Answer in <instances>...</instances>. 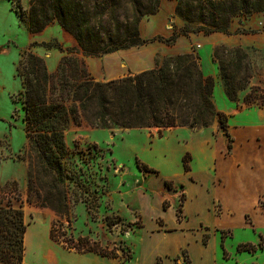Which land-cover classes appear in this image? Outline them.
Segmentation results:
<instances>
[{
    "label": "rangeland",
    "instance_id": "rangeland-1",
    "mask_svg": "<svg viewBox=\"0 0 264 264\" xmlns=\"http://www.w3.org/2000/svg\"><path fill=\"white\" fill-rule=\"evenodd\" d=\"M28 7L29 0H0V186L16 184L17 195L14 198L17 201H12L14 207L22 210L26 227L38 220V229L43 230V221L49 214L26 203L27 143L19 95L21 80L16 68L22 55L31 52L44 60L47 71L53 75L64 55L59 48L63 50L70 46L57 24L48 26L39 34H30L27 27ZM191 28H196V25H191ZM155 41L168 47L176 43L167 45ZM33 43L37 45L31 48ZM41 43H56L58 47L47 50L39 46ZM249 54L250 61L255 64L254 68L250 63V75L259 80L261 86L252 87L244 96V99L249 97V102L244 103L247 106L257 103L259 107H264V56L257 52ZM242 72L238 73V77L242 76ZM212 95L219 108L243 110L240 103L235 105V101H230L225 94L224 97L219 94L215 86ZM58 96L59 93L50 91L49 102ZM62 103L69 105L66 95H63ZM253 110L247 108L238 114L220 112L227 118V132L232 141L235 129L264 124V117L259 118ZM86 128L89 127L84 123L75 125L70 122L66 131V160L72 169L66 180L69 209L68 219L56 218L52 222L55 235H62L59 237L65 240L64 244L57 243L73 250L71 240L78 246L75 240L79 238H96L103 247L114 250L120 259L127 261L131 257L130 250L136 258H140L148 247L151 248L149 234L154 224L155 230H163L164 220L168 225L174 221V231H182L189 242L185 252L159 258L158 264H204L201 257H197L200 249L206 247L207 259L212 264L251 261L248 255L236 258V246L244 240L256 241L257 235L238 230L237 214L226 203L230 202V190H246L248 182L247 179H237L242 169L237 168L235 155L229 157L231 151L226 148L228 139L218 129L217 122L206 129L176 128L164 130L161 135L156 129L96 130V142L86 140ZM184 165L188 166L189 172L185 173ZM145 167L151 171H146ZM93 197L99 204L94 213L95 219L91 218L87 206L81 202H89ZM217 201L222 206V213H219ZM162 206L170 211L163 212L160 209ZM224 207L228 212L222 216ZM143 221L145 227L140 229ZM107 222L113 227L108 228ZM228 225L232 226L234 236L229 238L230 235L224 232V236L229 238L225 250L232 258L227 261L222 258L225 255L220 246L223 236L220 230ZM31 230L24 235L26 261H40L33 252L36 242L32 240ZM121 230L126 233L121 234ZM183 239H170V250L177 251L179 241ZM153 240L156 249L161 250L165 240ZM151 259L147 252V260L143 264H154Z\"/></svg>",
    "mask_w": 264,
    "mask_h": 264
},
{
    "label": "trees",
    "instance_id": "trees-1",
    "mask_svg": "<svg viewBox=\"0 0 264 264\" xmlns=\"http://www.w3.org/2000/svg\"><path fill=\"white\" fill-rule=\"evenodd\" d=\"M171 1L176 2L175 15L183 20L184 26L174 28L168 39L157 37L152 41L157 39L171 45L178 37L189 34H228L233 18L264 13V0ZM158 9L159 0H29V33L36 35L57 24L65 40L74 45L59 48L64 55L53 75L47 71L44 60L31 52L22 55L16 68L21 80L19 95L27 143L28 205L50 212L58 219H68L66 180L72 169L66 160V131L70 122L108 131L156 129L158 135L176 128L206 129L217 122L218 129L228 139L230 151L227 118L215 109L214 81L203 75L198 56L181 54L157 59L156 68L119 80L98 82L90 76L85 58H99L150 42L140 37L139 25ZM36 45L33 43L31 48ZM39 46L47 50L58 47L56 43ZM212 59L218 65L226 97L236 101L251 77L248 55L241 49L217 47ZM241 71L242 76L238 77ZM50 91L59 93L52 102L48 100ZM63 95L68 97L69 105L62 103ZM244 102L248 103L249 97ZM184 171L189 172L188 166L184 165ZM16 195L15 183L0 186V264H23L26 225L22 210L12 202L17 201ZM81 202L95 219L94 213L99 209L97 198ZM106 225L113 227L108 222ZM125 233L121 230V234ZM59 236L51 225L50 239L64 244L65 240ZM223 239L224 236L222 249ZM77 244V252L119 258L114 250L90 243L86 238L79 239ZM237 250L254 252L255 247L244 244Z\"/></svg>",
    "mask_w": 264,
    "mask_h": 264
},
{
    "label": "crops",
    "instance_id": "crops-1",
    "mask_svg": "<svg viewBox=\"0 0 264 264\" xmlns=\"http://www.w3.org/2000/svg\"><path fill=\"white\" fill-rule=\"evenodd\" d=\"M175 6V1L159 0V9L157 13L141 20L139 25L140 37L143 40L150 41L146 45L117 51L99 58H85V64L90 76L98 82L119 80L156 68L157 59L161 60L164 57L181 54H194L199 58V65L203 75L213 79L215 88L218 89L219 94L223 96L225 93L221 83L218 65L212 59V52L215 48L226 47L228 49H241L248 57L251 52H257L264 56V13L253 14L247 18H233L229 24L228 34H189L186 37H179L175 45L170 47L158 41H152L157 37L168 38L172 35L174 28L181 29L184 26L183 20L175 15ZM66 42L70 47L74 45L70 40ZM251 61L252 67L255 68V64L253 65L254 62L252 61V63ZM247 86V89L238 93L237 100L234 104L237 105L240 103V108L243 110L247 108L254 109V113L259 118H263L264 107H259L257 103L247 106L243 101L244 96L250 92V89L254 86H261V82L255 77H251ZM212 100L218 112L238 114L243 111L241 110L239 112L233 108H229L228 110L224 107L219 108L213 97ZM84 131L86 140L96 142L94 139L96 129L86 128ZM232 136L234 141L231 139V155L229 157L236 156L237 168L239 167V169H242V171H239L241 172V176L237 175V179H247L248 185L246 190H230L228 194V200L230 202L227 201L226 203L228 206H232L231 208H233L237 214L238 230L250 231L257 235L256 241L250 242L244 240L236 246V258H240L242 255H248L251 257V261L249 263L243 262L244 260L235 261V264H264V124L244 127L243 129H235L232 132ZM239 137L242 138L239 139ZM227 145L228 144H226V148ZM240 148H242V152H239ZM217 203L220 205L218 201ZM225 207L222 216H225V212H228ZM160 209L163 212L170 211L164 206H162V208L160 207ZM45 213L49 215L46 216L43 221L45 225L43 230L38 229V220L27 224L26 231L32 229V240L36 242L33 252L39 256L40 261H26V238L24 237L23 262L26 264H143V261L147 260V252L150 253L151 260L154 264H158L159 258L178 256L182 251L185 252V248L189 242L188 238H186L187 236H184L182 231H174V221L171 225H168L163 219L157 218L163 220L164 229L155 230L154 224V229L150 232L148 238L149 245L152 249L148 247L147 251L145 250V253L143 252L142 257L136 258L131 250V257L127 261L120 259V257L116 259L101 257L95 253L69 250L63 245L51 240L49 232L52 222L56 217L50 212ZM219 213H222L221 205ZM144 227L143 221V227L139 228L143 229ZM231 227L228 225L220 230L223 236L224 232L230 235L229 238L234 236V232H232L234 230ZM175 237H182L185 239V242L184 239L180 240L178 244L179 249L172 252L169 247V240L171 239L174 241ZM156 238L162 241L165 240L162 243L161 250L156 249L157 246L154 244L153 240ZM229 238L224 236L223 239V253L226 257L222 256V258L227 261L232 259L225 250V244ZM79 239L75 240V243H78ZM86 239H88L90 243L94 241L98 243L100 247L105 248L96 238H94V240L89 238ZM244 244L254 246L255 251L239 252L237 247ZM207 256L208 249L206 247L200 249L197 259L201 257L200 260L204 261V264H212V262L208 261ZM213 263H215V261H213ZM163 264L166 263L164 262Z\"/></svg>",
    "mask_w": 264,
    "mask_h": 264
},
{
    "label": "built area",
    "instance_id": "built-area-1",
    "mask_svg": "<svg viewBox=\"0 0 264 264\" xmlns=\"http://www.w3.org/2000/svg\"><path fill=\"white\" fill-rule=\"evenodd\" d=\"M72 243H74V242L71 240V242H70V244H71V248H72L73 250H76V244H72Z\"/></svg>",
    "mask_w": 264,
    "mask_h": 264
}]
</instances>
